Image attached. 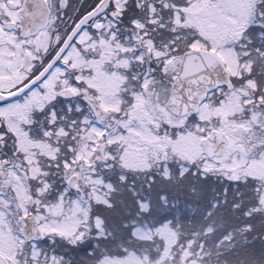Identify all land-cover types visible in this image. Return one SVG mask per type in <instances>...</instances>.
<instances>
[{
  "label": "snow or ice",
  "instance_id": "6c2138e0",
  "mask_svg": "<svg viewBox=\"0 0 264 264\" xmlns=\"http://www.w3.org/2000/svg\"><path fill=\"white\" fill-rule=\"evenodd\" d=\"M0 264H264V0H0Z\"/></svg>",
  "mask_w": 264,
  "mask_h": 264
}]
</instances>
